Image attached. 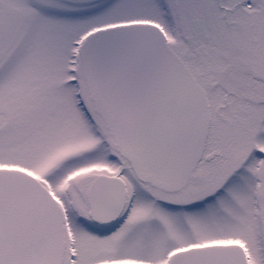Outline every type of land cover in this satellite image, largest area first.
Here are the masks:
<instances>
[{
    "label": "snow or ice",
    "instance_id": "snow-or-ice-1",
    "mask_svg": "<svg viewBox=\"0 0 264 264\" xmlns=\"http://www.w3.org/2000/svg\"><path fill=\"white\" fill-rule=\"evenodd\" d=\"M0 264H264V0H0Z\"/></svg>",
    "mask_w": 264,
    "mask_h": 264
}]
</instances>
